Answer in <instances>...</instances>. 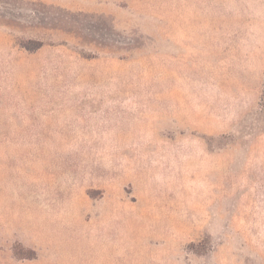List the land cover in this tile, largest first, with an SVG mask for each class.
<instances>
[{"label": "rangeland", "instance_id": "374dc122", "mask_svg": "<svg viewBox=\"0 0 264 264\" xmlns=\"http://www.w3.org/2000/svg\"><path fill=\"white\" fill-rule=\"evenodd\" d=\"M0 264H264V0H0Z\"/></svg>", "mask_w": 264, "mask_h": 264}, {"label": "trees", "instance_id": "16d2710c", "mask_svg": "<svg viewBox=\"0 0 264 264\" xmlns=\"http://www.w3.org/2000/svg\"><path fill=\"white\" fill-rule=\"evenodd\" d=\"M41 46V44H39L37 47H40ZM29 49V48H28Z\"/></svg>", "mask_w": 264, "mask_h": 264}]
</instances>
